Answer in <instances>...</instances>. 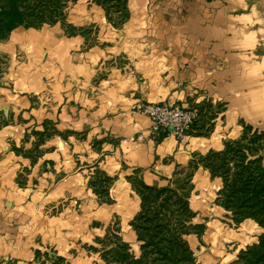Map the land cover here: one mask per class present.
I'll list each match as a JSON object with an SVG mask.
<instances>
[{
  "label": "crops",
  "instance_id": "0c3cea01",
  "mask_svg": "<svg viewBox=\"0 0 264 264\" xmlns=\"http://www.w3.org/2000/svg\"><path fill=\"white\" fill-rule=\"evenodd\" d=\"M126 8L123 33L111 30L102 10L93 14L98 6L80 3L72 15L76 24L90 16L99 20L98 38L122 37L112 47H87L84 35H68L57 23L17 27L0 43V55L13 61L10 74L0 76V112L7 121L0 127L2 262L36 264L38 252L43 260L51 251L70 264H88L55 247L36 246L44 205L97 199L89 181L98 171L113 178L108 191L115 199H128L127 176L134 173L148 185L163 186L194 152L221 148L220 138L234 132L238 118L252 125L261 115L264 74L255 11L246 0H127ZM105 57L111 61L103 69ZM138 102L194 107L197 119L212 115V132L196 136L193 129L180 140L153 134L149 119L132 111ZM44 129L54 133L39 139ZM137 135L142 138L129 140ZM201 170L194 177L211 201L221 181ZM118 207L101 204L92 213L108 220Z\"/></svg>",
  "mask_w": 264,
  "mask_h": 264
},
{
  "label": "rangeland",
  "instance_id": "374dc122",
  "mask_svg": "<svg viewBox=\"0 0 264 264\" xmlns=\"http://www.w3.org/2000/svg\"><path fill=\"white\" fill-rule=\"evenodd\" d=\"M246 2L247 9H253L255 11V29L258 31L256 54H258L259 60L261 61V69L264 74V0H246ZM80 3L87 9L98 6V9L95 10V12L92 10L93 14L98 17L102 10L104 22L110 26L111 30L115 29L118 33H123V25L125 21L123 19L124 17L120 18L121 14L119 13V4H117V0H42L41 3H37V0H26L25 2L23 1L21 4H18L21 7H24L22 9V12L24 13L18 18L25 21V25L22 24L18 27L38 29L44 25H53L57 23L68 35H84L86 39L89 40L86 45L87 47L96 43L95 45L100 49L114 46L116 44V39L120 42L118 39L119 36L109 37L107 34L106 36L101 35L100 38H98L97 35L100 31L102 33V28L98 22L99 20H95L91 16L84 18L82 23L79 24L72 21V15L76 12L75 7ZM54 5L55 12L51 14ZM27 23H40V25L38 24V27H25L27 26ZM9 34L0 37V43L4 42ZM103 37H105V39ZM120 39H122V37ZM99 41H101V43L98 44ZM15 57L18 61L23 60L21 59L20 54ZM110 61V59L105 57L104 61L100 64V67L106 69L109 67ZM12 63L13 61L9 56L4 54L0 55L1 77L10 74L9 67ZM261 106L263 107L261 108V115L258 119L253 120L251 126L254 130L264 132V102L261 103ZM2 115L3 114L0 112V127L7 125ZM234 124H232L231 127V129L234 128V130H232L234 132H232L230 136L225 132L223 137H219L222 147L219 149H212L214 152L221 151L225 141L239 138L243 131V125L247 123L241 118H238ZM236 125L240 127L242 126V129H236ZM211 132L212 130L208 134L200 136L208 137ZM42 133L43 134L39 136V139L44 138L46 135L50 136L54 132L52 130L44 129ZM249 137L250 136H248L247 139ZM216 140L217 136L212 137L213 143H216ZM206 144L208 143H202L198 146H205ZM192 147L194 148L196 146ZM209 156L210 154L208 151L203 153L194 152L184 164L177 165L172 178L163 186L176 188L179 193L187 195L189 208L191 212H193V216L190 219L188 218L189 220L187 224L195 225L199 223L198 221H201V223L204 224V229L199 236L193 229L190 231L187 230V233L181 234V238H183L194 251L196 262L198 264H246L248 257H250L255 251V246L258 244L260 236L264 234V227L251 218H246L239 223H234L230 217L229 211L227 216L222 215V206L216 201L218 197L217 192L222 187V178L220 176H215L220 179L221 184L215 185L217 188L215 195H213V199L210 201L209 198H207V192L204 190V187L201 186L202 183L197 184L199 179L194 176L198 173L200 174L202 172L201 169L208 171L203 167L204 162H202L201 159ZM220 161V158H217L216 164H221ZM235 163L236 158H234L232 162L229 161L224 167V170L227 171L226 177L229 181H232L235 178L239 170V167H237ZM95 176L96 174L93 175V178ZM210 177H212L211 174H209V178ZM127 178L130 180L127 179L130 183V187L128 188V199L121 197L115 199L109 196L108 187L113 182L112 177L108 178L106 181H98L96 177L95 181L98 183V189L100 188L101 191H104V189L107 188L108 195H104L101 198L98 197L94 189L89 185V188H91L96 194L97 199H66L62 202L59 201V203L53 202L54 204L51 203L44 205L46 208L43 209L42 207L40 209L41 211L43 210V212L38 218L40 225L39 228L41 230L39 233L41 235H38L35 240L36 246L43 249V251L49 247H55L60 252L67 253L69 258L76 263L79 261H86L88 264H111L110 261L105 260L101 255L100 250L103 243L101 241H96V238H102L107 234V243H111L117 240L116 238H119L118 240L127 242L129 252L135 257H138L140 253V242H132L134 236L136 237V231L132 225V222H135L136 220L132 221V219L138 213L143 215L145 207L141 201L142 197L139 192L141 188H137V184L131 182V180L138 178L137 173L127 176ZM151 186L162 187L157 185ZM10 202L11 200L8 199L3 200L5 206H10ZM111 203H117V206L119 207L115 209L108 220L96 216V213H92L97 211L96 209H98V206L101 204ZM156 205H158V202ZM171 209L173 210L172 215L177 213L176 207L172 206ZM197 210L200 215L196 212ZM105 211H107L108 215L110 208L105 209ZM62 212L64 214L60 216V213ZM165 215L166 212H162L161 217L169 219L165 222V226L170 232H173L176 228V222L173 217L169 218ZM221 215L222 218H220ZM56 217L63 218V220L56 219ZM57 222L60 225L56 227L55 223ZM162 245H166V242H162ZM92 246L96 249H92ZM49 253L51 254V251ZM259 254L260 255L258 256L262 255V253ZM154 259L155 255L151 254L147 255L144 258V261L150 263L153 262ZM0 264H16V261H0Z\"/></svg>",
  "mask_w": 264,
  "mask_h": 264
},
{
  "label": "trees",
  "instance_id": "16d2710c",
  "mask_svg": "<svg viewBox=\"0 0 264 264\" xmlns=\"http://www.w3.org/2000/svg\"><path fill=\"white\" fill-rule=\"evenodd\" d=\"M23 1L26 0H0V37L9 34L22 24L25 25V21L18 18L24 13L22 12L24 7L18 5ZM41 1L37 0V3H41ZM117 1L120 18L124 17L125 20L127 0ZM54 8L55 5L51 14L55 12ZM38 24L40 25V23H27L25 27H38ZM209 104L204 102V107L208 108ZM211 117L212 115L208 118L196 119L192 124V128L195 130L194 134H208L213 126L210 121ZM248 136L250 137L247 139ZM208 153L209 157L201 159L204 162L203 167L210 172L212 177L220 176L222 178V187L217 192L216 199L219 205L230 212L234 223L251 218L264 227V132L254 130L251 125L244 124L239 138L225 141L221 151L209 150ZM217 158H220L221 164H216ZM234 158H236L235 164L239 170L235 178L229 181L224 167ZM96 177L98 181H106L110 177L98 171L96 176L89 181V185L98 194V197L108 195L107 188H103L104 191L98 189ZM131 182L137 184V188H141L139 192L145 207L143 215L138 213L132 219V221L136 220L132 222V225L136 231V240L140 242L139 256L132 255L129 252L128 243L118 240L119 238L107 243V234H105L102 238H96V241L103 243L100 250L102 257L110 261L111 264H198L194 251L181 238V234L187 233V230L193 229L199 236L204 229L203 223L187 224L193 216L187 195L179 193L176 188L170 186L148 185L140 178H135ZM157 202L158 205H156ZM172 206L177 208V213L173 215ZM162 212H166L165 216L174 218L176 228L173 232L166 228L165 222L169 219L162 218ZM162 242H166V245L163 246ZM92 249L96 248L92 246ZM259 253L262 255L258 256ZM151 254L155 255L154 261L145 262L144 258ZM42 255L44 256L43 260L40 259L39 252L36 254L37 264H70L65 257L54 252L51 254L45 252ZM247 260L246 264H264V234L260 236L255 251Z\"/></svg>",
  "mask_w": 264,
  "mask_h": 264
},
{
  "label": "built area",
  "instance_id": "2783aa9c",
  "mask_svg": "<svg viewBox=\"0 0 264 264\" xmlns=\"http://www.w3.org/2000/svg\"><path fill=\"white\" fill-rule=\"evenodd\" d=\"M132 111L149 119L150 131L153 134L167 132L179 140L193 131L192 124L199 116L198 110L194 107L168 102H138L133 105ZM141 138V135H137L130 137L129 140Z\"/></svg>",
  "mask_w": 264,
  "mask_h": 264
}]
</instances>
